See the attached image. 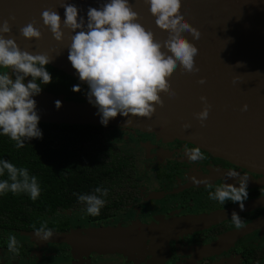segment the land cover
<instances>
[{"label": "water", "instance_id": "95a60500", "mask_svg": "<svg viewBox=\"0 0 264 264\" xmlns=\"http://www.w3.org/2000/svg\"><path fill=\"white\" fill-rule=\"evenodd\" d=\"M106 2L108 0H0V23L8 20L11 27V35L4 38H14L21 51L47 54L51 59L49 66L81 82L67 58L74 33L63 28L62 5H74L78 9V18L84 17L86 22L87 10L90 7L99 9ZM128 2L138 13V22L153 33L156 41L163 43L168 33L156 27L155 18L144 0ZM45 9L55 10L61 17L63 41L60 43L43 27L41 13ZM180 13L185 22L201 33L198 41L186 32L181 34L198 49L199 54L194 60L199 71L182 74L178 66L169 78L176 95L169 98L161 93L163 104L156 107L151 118H124L118 114L105 127L100 123L98 109L89 104L87 98L82 103H75L45 92L33 97L39 122L134 129L178 139L264 176V0H181ZM31 21H35V26L41 30L39 41H26L20 36V29ZM162 51L166 50L162 48ZM201 79L204 84L197 83ZM201 96L211 105L203 127L194 115L203 108ZM56 101L61 102L59 109L55 106ZM244 105L248 106L247 111H241ZM185 123L191 125L187 130L181 127ZM262 202L264 200L247 202L246 211ZM237 211L240 208L232 209L230 213ZM206 219L214 221L215 216L160 227L133 226L70 236L53 234L51 238L70 241L75 248L88 253L141 244L151 236L183 230ZM251 227L247 226L246 232ZM28 236L35 238L34 232ZM73 236H79L76 243Z\"/></svg>", "mask_w": 264, "mask_h": 264}, {"label": "flooded vegetation", "instance_id": "af4514ba", "mask_svg": "<svg viewBox=\"0 0 264 264\" xmlns=\"http://www.w3.org/2000/svg\"><path fill=\"white\" fill-rule=\"evenodd\" d=\"M46 70L52 82L41 85V93L62 96L75 103L85 101L87 87L49 65ZM4 71L0 69V74ZM30 81L31 77H26L25 85ZM74 85L80 86V92L70 89ZM101 129V146L94 147L98 162L90 163L89 167L103 173L94 180L85 181L83 191L72 190L67 198L69 205L47 214V218L57 224V230L50 228L54 234H84L130 226L160 227L211 215L215 220L206 219L183 230L151 236L144 241L140 254L90 252L58 264H264V202L246 211L247 202L264 200L263 175L202 149L205 159L192 163L183 150L185 146H197L186 141L134 129ZM229 170L249 176L248 199L244 201V210L236 212L243 220L241 229H236L231 222L230 210L239 208L238 204L226 201L222 205L208 198L209 191H215L222 183L239 187V176L226 177ZM96 188L107 189L108 194L103 197L105 204L100 214L93 217L87 214L86 205L79 202L78 197L79 194L99 195L95 193ZM250 225L252 227L246 232ZM31 232L34 231L28 233ZM18 239L20 254L14 255L7 245H2L0 258L24 259L27 264L30 257L44 258L51 259L50 264H53L60 255L58 248L72 253L70 245L52 238L44 242L22 232Z\"/></svg>", "mask_w": 264, "mask_h": 264}, {"label": "clouds", "instance_id": "9594fccd", "mask_svg": "<svg viewBox=\"0 0 264 264\" xmlns=\"http://www.w3.org/2000/svg\"><path fill=\"white\" fill-rule=\"evenodd\" d=\"M144 4L149 6L156 27L168 33L163 43L156 41L153 33L138 22V13L128 0H108L99 9L90 7L86 22L84 17L78 18V9L74 5H62L65 14L63 28L74 33L70 38L68 61L79 80L88 86V102L98 109L100 123L105 127L118 114L124 118H151L156 107L163 104L161 93L169 98L176 95L169 78L178 66L182 74L199 71L194 60L199 54L198 49L181 34L186 32L198 41L201 33L184 21L180 13L181 0H144ZM9 20H14V17H9ZM41 20L53 39L57 43L62 42L60 15L55 10L45 9ZM35 25L36 22L31 21L23 26L20 36L26 41H39L41 30ZM6 35H11L8 20L0 23V69L6 70L0 74V135L9 137L17 148H23L26 141L42 138L38 127L40 117L33 97L41 93V85L52 82L51 74L46 70L51 59L47 54L21 51L14 38L5 39ZM26 77H31L27 85L24 83ZM197 83L204 84L205 81L201 79ZM72 91L80 92V86L74 85ZM200 101L203 108L194 115L203 127L211 105L206 97L201 96ZM55 106L59 109L61 102L56 101ZM247 107L242 106L241 111H247ZM181 127L187 130L191 125L185 123ZM183 151L192 163L205 159L198 147L185 146ZM5 173L8 179L0 180V195L9 191L26 193L33 201L40 196L37 178L30 176L26 168H17L11 162L0 160V176ZM237 176L239 187L222 183L215 187V191H209V200L222 205L231 201L243 211L244 201L248 199L249 176L240 175L235 170L226 172V177ZM95 193L99 195L78 197L79 202L86 205L87 214L93 217L100 214L105 204L103 197L108 194L107 189L102 188H96ZM231 222L236 229L244 226L236 212L232 213ZM53 234L46 223L34 231L35 237L44 242L49 241ZM19 247L16 236L9 234L8 251L19 255Z\"/></svg>", "mask_w": 264, "mask_h": 264}, {"label": "trees", "instance_id": "16d2710c", "mask_svg": "<svg viewBox=\"0 0 264 264\" xmlns=\"http://www.w3.org/2000/svg\"><path fill=\"white\" fill-rule=\"evenodd\" d=\"M38 127L42 138L26 141L23 148H17L9 137L0 135V160L26 168L30 176L37 178L41 190L35 201L26 193L9 191L0 195V246L8 244L9 234L18 239L22 232L36 231L43 223L57 230V224L48 219L47 214L69 205L67 198L72 190L83 191L85 181L94 180L103 173L89 167L90 163L98 162L94 147L101 146V126L39 122ZM6 179L7 173L0 176V180Z\"/></svg>", "mask_w": 264, "mask_h": 264}, {"label": "rangeland", "instance_id": "374dc122", "mask_svg": "<svg viewBox=\"0 0 264 264\" xmlns=\"http://www.w3.org/2000/svg\"><path fill=\"white\" fill-rule=\"evenodd\" d=\"M133 226H130L129 228H132ZM124 228V227H121ZM118 229V228H117ZM79 232H83L82 230H79ZM92 232V231H89ZM77 234H81V233H77ZM85 234V233H84ZM82 234V235H84ZM73 235V234H70ZM67 235V236H70ZM79 236H73L72 240L73 242L76 243V240L78 239ZM57 241L58 243H64V244H68L71 246L72 248V253H68L65 249L63 248H58L59 251V255L57 260H54V262H52L53 264H58V263H62V262H68L69 259H72L73 256L76 258V256L80 255V254H89L85 253V252H81V250L75 248V246L73 245V243H70V241H64V240H59L57 239H52ZM143 243L141 244H136V245H129V246H125L122 248H118V249H111V250H103V249H96L97 251H91V252H96V253H100V254H106V253H112V252H120V253H127V254H133L135 252H137L138 254L143 252ZM62 253L64 254V256H62ZM79 260L81 258H78ZM105 258H102V260H104ZM29 264H50L51 263V259H47L45 260L44 258H34V257H30L27 259ZM0 264H27L25 262L24 259H15L13 257L7 256L6 258L1 257L0 258Z\"/></svg>", "mask_w": 264, "mask_h": 264}]
</instances>
